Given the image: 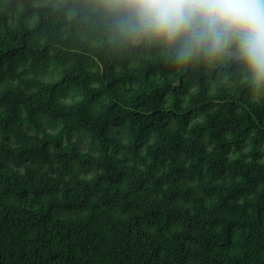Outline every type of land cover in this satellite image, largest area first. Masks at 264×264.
<instances>
[{
	"label": "trees",
	"instance_id": "1",
	"mask_svg": "<svg viewBox=\"0 0 264 264\" xmlns=\"http://www.w3.org/2000/svg\"><path fill=\"white\" fill-rule=\"evenodd\" d=\"M222 49L0 0V264H264V77Z\"/></svg>",
	"mask_w": 264,
	"mask_h": 264
},
{
	"label": "clouds",
	"instance_id": "2",
	"mask_svg": "<svg viewBox=\"0 0 264 264\" xmlns=\"http://www.w3.org/2000/svg\"><path fill=\"white\" fill-rule=\"evenodd\" d=\"M145 33L175 41L198 33L213 49L235 43L264 77V0H119ZM187 47L178 51L183 59Z\"/></svg>",
	"mask_w": 264,
	"mask_h": 264
},
{
	"label": "water",
	"instance_id": "3",
	"mask_svg": "<svg viewBox=\"0 0 264 264\" xmlns=\"http://www.w3.org/2000/svg\"><path fill=\"white\" fill-rule=\"evenodd\" d=\"M221 51L228 57L229 61H231V60H234V61H242V60H244L242 54L239 53L238 51L225 50V49H222Z\"/></svg>",
	"mask_w": 264,
	"mask_h": 264
},
{
	"label": "rangeland",
	"instance_id": "4",
	"mask_svg": "<svg viewBox=\"0 0 264 264\" xmlns=\"http://www.w3.org/2000/svg\"><path fill=\"white\" fill-rule=\"evenodd\" d=\"M46 120H50L48 117H46ZM73 140H77V136H73ZM81 146L84 147L85 149H89V144H88V141L87 139L83 138L80 142Z\"/></svg>",
	"mask_w": 264,
	"mask_h": 264
}]
</instances>
